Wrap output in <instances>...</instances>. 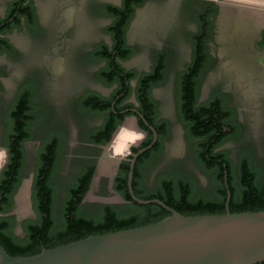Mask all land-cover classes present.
<instances>
[{
	"label": "rangeland",
	"instance_id": "374dc122",
	"mask_svg": "<svg viewBox=\"0 0 264 264\" xmlns=\"http://www.w3.org/2000/svg\"><path fill=\"white\" fill-rule=\"evenodd\" d=\"M10 2L0 0V17L8 12ZM120 2L35 0L37 24L24 25L12 32L9 37L13 50L0 52V150L6 151L0 176L10 156L7 145L12 130L10 112L25 92H31L32 96L31 136L23 145L22 182L7 213L15 222L13 232L20 238L26 235L25 223L38 220L33 185L40 155L54 138L58 140V159L50 183L57 222L62 219L69 187L91 162L96 164V172L81 212L95 214L102 205L123 207L127 204L114 190L119 163L106 157L108 153L103 157V146L109 143L98 146L89 138L102 126L103 119L83 108V99L88 94L107 97L115 89L100 78L103 63L92 54L98 46L110 42L106 27L111 18L104 6ZM68 9H73L70 22L65 16ZM196 28L194 14L180 0H146L136 9L129 29L128 41L135 53L125 65L144 73L154 66L160 53L167 56L165 79L153 88L152 96L158 105L159 118L170 123V132L164 140L162 154L149 170L148 185L153 187L157 178L175 173L195 178L198 194L206 195L213 184L196 159L195 141L188 135L179 106V73L191 59L190 35ZM56 60L60 67L57 65L54 70L52 63ZM256 76L241 79L228 70L216 68L202 77L199 95L203 100L215 93L229 97L234 113L231 121L239 134L228 139L224 148L234 161L244 151L249 152L255 166L263 169L264 176V88L259 87L261 83ZM129 121H133L129 129L141 131L132 114L115 135Z\"/></svg>",
	"mask_w": 264,
	"mask_h": 264
},
{
	"label": "trees",
	"instance_id": "16d2710c",
	"mask_svg": "<svg viewBox=\"0 0 264 264\" xmlns=\"http://www.w3.org/2000/svg\"><path fill=\"white\" fill-rule=\"evenodd\" d=\"M144 2L145 0H123L122 7L114 5L105 7L114 18V22L108 28V32L112 35L113 45H100L92 57L106 64L99 73L100 78L107 85L116 84L117 87L109 97L91 93L83 99V108L103 119L102 126L90 134V141L96 145H105L112 140L118 126L128 115L134 114L124 111L135 108L134 103L126 102L135 92L139 105L138 111L158 133L156 145L142 154L135 166L133 187L137 197L144 200L161 199L168 206L186 216L226 214L228 189L225 183V165H227L232 192L230 211L232 213L264 211L263 169L253 167L250 159L244 156L239 166H235L229 158L228 151L215 152L218 146L237 136L235 133L238 129L231 121L233 110L224 104L221 97L210 103L197 105L198 74L188 73L182 79L179 106L188 135L191 140L195 141L196 159L210 176L213 184L211 192L206 195L198 194V185L191 177L175 173L164 175L160 187L150 192L144 190L141 179L136 178L137 173L142 175L143 164L162 154L164 140L170 132V123L159 118L158 105L152 96V88L165 79L164 62L158 61L151 73L141 76L135 88L132 86V81L137 79V72L127 71L121 63L135 53V49L127 44L126 31L135 7ZM16 14L18 16L15 17ZM21 16L28 21L34 20L33 7L23 4L19 9L16 6L8 14V19L15 17V21L10 22L2 32L20 24ZM207 21L203 15L199 36L205 34ZM3 22V20L0 21V23ZM203 45V43L198 45V59L199 53L204 51ZM11 50L13 47L9 40L0 36V52ZM31 97V92H25L18 98L10 112L12 130L7 140L10 156L0 176V242L11 256H34L44 249L56 248L89 236L147 226L171 216L170 211L158 204L142 205L133 200L128 188L131 161L125 160L121 163L115 178L114 190L127 202L126 206L106 204L100 206L95 214L81 212L83 199L90 189L96 172V164L91 162L77 178V182L69 187V197L62 211V219L57 222L54 215V191L50 183L58 159V140L54 138L46 144L40 155V163L33 185V200L38 220L25 223L24 238L16 236L13 232L15 222L7 216V213L13 204L14 194L22 182L23 145L31 136L29 130L33 117ZM139 126L148 133V137L140 147L133 148L134 153L150 145L155 137L154 132L142 118H139Z\"/></svg>",
	"mask_w": 264,
	"mask_h": 264
},
{
	"label": "water",
	"instance_id": "95a60500",
	"mask_svg": "<svg viewBox=\"0 0 264 264\" xmlns=\"http://www.w3.org/2000/svg\"><path fill=\"white\" fill-rule=\"evenodd\" d=\"M214 1L246 4L240 0ZM128 112L134 113L136 120L142 118L155 135L153 142L137 153H133L131 148L129 193L135 202L142 205L158 204L170 211L171 216L147 226L89 236L56 248L44 249L34 256H11L0 242V264H262L264 211H230L232 192L227 168L226 214L186 216L161 199L144 200L136 196L133 187L136 162L156 145L158 133L138 109H130ZM117 129L108 146H103V157L118 135L119 132L115 135ZM140 130L145 137L147 133L141 127ZM141 143L133 147H139ZM123 159L126 158L119 162Z\"/></svg>",
	"mask_w": 264,
	"mask_h": 264
},
{
	"label": "flooded vegetation",
	"instance_id": "af4514ba",
	"mask_svg": "<svg viewBox=\"0 0 264 264\" xmlns=\"http://www.w3.org/2000/svg\"><path fill=\"white\" fill-rule=\"evenodd\" d=\"M180 1L183 2V5L185 7L190 9L191 13L194 14V18H195L196 24H197L196 30L192 31V33L190 35V38H191V41L193 44L191 59L188 62V64L186 65V67L183 69V71H181L179 73L180 74L179 75V90H180V92H181V81L185 75H187L188 73L198 74L197 81H198L199 90H200L201 80H202V77L204 76V74H207V72H209L210 70L216 69V68H223L225 70H228L231 73H234L236 76H238L241 79L242 78L246 79V77L248 78L250 75H257L256 79L259 83H261L259 87L264 88V10H261L255 6H253V5H249V4L218 2V1H214V0H180ZM34 2H35V0H11V2L9 3L8 12L4 16L0 17V21L1 20L4 21L3 23H0V36L2 38L8 39L10 44H11V40H10L9 36L11 35L12 32H14L15 30L22 29L24 27V25H28L30 27H33L37 24V13L35 11V6H34L35 3ZM145 2H146V0H145ZM23 4L24 5L29 4L33 7L34 12H35V19L28 21L26 18L21 16L20 24L6 30L5 32H2V30L5 27H8L10 22H12V21L14 22L15 17L18 16V14H16L15 17L8 19V14L10 13V11H12L16 6H18V8L20 9V7ZM143 4H141V5H143ZM107 5H113V4H107ZM107 5L104 6V11L107 15L110 16L111 22L106 27V32L110 38V42L106 43V44L109 46H112L113 45L112 35L108 32V28L114 22V18L107 12V10L105 8ZM122 5H123V0H121V2L119 4L114 5V6L122 7ZM138 6H140V5H137L135 7L134 14L132 16V19H131V21L127 27V31H126V40H127V44L130 47H132V46L129 44V41H128V33H129V29L131 27L133 17L135 15V12H136V9L138 8ZM203 15H205V18L208 21L206 23L205 34L203 36H199L200 22H201V17ZM222 21H224V22L222 23ZM221 36L225 37L226 40ZM201 43L204 44L203 45L204 51L199 53V59H201V61L199 62L197 53H198V47L200 46ZM96 50H97V48H96ZM132 56L130 58H132ZM166 57L167 56L164 53H160L157 60H156V63L158 61L164 62L165 71H166V67H167L166 66ZM128 60L121 61L123 67L127 71L135 70V69H129L126 67L125 62H127ZM102 63H103V65H102L101 69L106 65L105 62H102ZM155 64H154V66H155ZM153 67L149 71L144 72V73H141L138 70H135L138 74V77L136 80L132 81V86L135 88L138 84L139 78L141 76H143L144 74L151 73L153 71ZM101 69H99V73H100ZM244 81H246V80H244ZM113 86H115V88L117 87L116 84H114ZM155 86H157V85H155ZM153 88H152V90H153ZM107 97H109V96H107ZM219 97H221L224 101V104L228 108H230L229 97L223 95L222 93L221 94L215 93L211 98H208L207 100H203L201 95H199L197 105L210 103L211 101H213L214 99L219 98ZM132 99H133V101H132ZM126 102L134 103L136 109L139 106L137 103L135 92H133L130 95V97L126 100ZM130 109H134V108H130ZM130 109H127V111H124V112H128V110H130ZM138 123H139V119H138ZM126 124L127 125H125L124 127H126V128L132 127L133 121H129ZM229 131H232V130H229ZM235 134L238 135L239 132L237 131V133H235ZM147 137H148V133L144 137L143 142L146 140ZM142 143H141V145H142ZM224 144L221 146H218L215 149V152L227 151L224 148ZM98 146H101V145H98ZM133 148L134 147H132V151H133ZM228 155H229V158H230L232 164L235 166H239V164L241 162V158L244 156V157H247L250 159V162H251L253 167H256L255 163L252 159L251 154L247 151H244L241 154V156L238 158V160H236V161L231 159L229 153H228ZM159 157L153 158L150 160V162L142 165L143 171H142L141 176L139 175V173L136 174V178L141 179L142 187L147 192L155 191L156 189H158L160 187V182H163L164 175L155 180V184L153 187H150L148 185V180H149V176H150L149 170L153 165H155L157 163ZM131 158H132V155H130L128 158L119 162V164L117 166V172H116L115 178H116V176L120 170L121 163L125 160L131 161ZM225 167L227 168V165H225ZM134 177H135V173H134ZM192 179L195 182V184L198 185V181L195 178H192ZM228 182H229V179H228ZM84 199H83V201H84ZM82 204H83V202H82Z\"/></svg>",
	"mask_w": 264,
	"mask_h": 264
},
{
	"label": "clouds",
	"instance_id": "9594fccd",
	"mask_svg": "<svg viewBox=\"0 0 264 264\" xmlns=\"http://www.w3.org/2000/svg\"><path fill=\"white\" fill-rule=\"evenodd\" d=\"M240 2L253 5L264 10V0H240ZM144 139V133L121 127L119 134L112 145V154L114 157L126 158L131 155V148L136 146ZM6 160V151L0 150V165Z\"/></svg>",
	"mask_w": 264,
	"mask_h": 264
},
{
	"label": "bare ground",
	"instance_id": "6f19581e",
	"mask_svg": "<svg viewBox=\"0 0 264 264\" xmlns=\"http://www.w3.org/2000/svg\"><path fill=\"white\" fill-rule=\"evenodd\" d=\"M65 16H66V19H67V22H70L72 21V18H73V9H68L66 10L65 12ZM252 16V15H251ZM253 17V16H252ZM225 21V20H224ZM222 21V23L224 22ZM235 26V25H234ZM250 29V28H249ZM222 30V29H221ZM220 30V31H221ZM224 32V31H223ZM238 34V33H237ZM222 35V34H221ZM225 36V35H224ZM223 37V36H221ZM225 39V37H223ZM226 40V39H225ZM223 41V40H222ZM222 43V42H221ZM225 43V42H224ZM233 47V46H232ZM249 55V54H248ZM57 59V58H56ZM58 61V63L56 62ZM52 63V67L54 70H56V67L57 65H59L58 67H60V63H59V60H56ZM243 79V78H242ZM129 129V128H128ZM130 130H133V129H130ZM119 134V133H118ZM117 137V136H116ZM115 137V138H116ZM115 140V139H114ZM114 143V142H113ZM113 143L111 144V147L109 148V151H107L108 155H106V157H109L111 159H114L116 163H119V160L122 159V158H119V157H114L113 154H112V145Z\"/></svg>",
	"mask_w": 264,
	"mask_h": 264
}]
</instances>
